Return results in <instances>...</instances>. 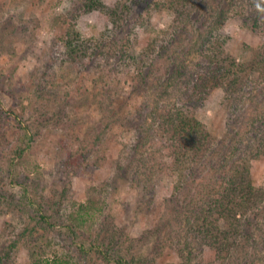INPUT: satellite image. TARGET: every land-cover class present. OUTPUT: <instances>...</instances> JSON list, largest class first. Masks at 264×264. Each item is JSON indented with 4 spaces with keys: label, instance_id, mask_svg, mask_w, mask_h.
I'll use <instances>...</instances> for the list:
<instances>
[{
    "label": "trees",
    "instance_id": "16d2710c",
    "mask_svg": "<svg viewBox=\"0 0 264 264\" xmlns=\"http://www.w3.org/2000/svg\"><path fill=\"white\" fill-rule=\"evenodd\" d=\"M68 3L57 41L65 56L62 62L78 67L76 85L60 94L48 67L35 94L40 102L70 103L76 95L85 99L83 80L97 70L99 84L93 82L87 99L91 96L101 105L107 120L84 139L70 119L58 126L61 135L74 141L60 147L66 155L63 175L69 180L118 125L129 136L113 162V180L142 191L136 211L149 227L133 237L105 215L102 196L112 179L92 187L90 198L68 211L67 186L49 195L39 173L21 182L14 177L21 195L16 200L0 178V203H23L35 221L17 235H3L0 264H11L13 254L30 245L32 264H159L171 256L170 264H204L206 248L214 251L219 264H264V187L255 186L251 175L253 162L264 157V45L250 60H237L226 52L224 34L234 17L252 32H264V0ZM161 10L170 14V22L137 50L133 41L146 28L147 14ZM91 11H100L107 23L99 36L85 38L76 25ZM125 71H130L125 78L129 98L138 101L130 112L115 107L116 80L105 76H123ZM215 89L223 90L227 114L220 140L195 114ZM21 119L0 101V121L8 122V129L10 122L17 123L14 127L22 133L13 151L15 163L36 136ZM160 178L173 183L171 193L157 200ZM56 230L66 244L50 254L45 244Z\"/></svg>",
    "mask_w": 264,
    "mask_h": 264
},
{
    "label": "rangeland",
    "instance_id": "374dc122",
    "mask_svg": "<svg viewBox=\"0 0 264 264\" xmlns=\"http://www.w3.org/2000/svg\"><path fill=\"white\" fill-rule=\"evenodd\" d=\"M103 1L106 6H112L115 0ZM68 5V0H0V101L4 110L16 111L22 118L21 122H25L31 132L36 134L31 148L23 153L20 162L15 163L12 160L13 151L22 133L14 127L15 122H10L8 129V122L0 121L1 185L4 184L3 189L15 194L18 200L21 195L13 180L21 182L39 173L48 183L49 195L58 194L67 186V210L70 211L78 203L90 198L92 187L112 179L110 189L102 196L104 213L112 216L121 229L136 237L149 227L146 217L138 215L136 211L142 191L130 187L122 179L113 180V162L129 134L114 125L105 141L79 168H75L76 173L69 180H65L63 175L62 164L66 155L60 151V147L68 141H74L68 134L61 135L58 126L70 119L81 139L102 128V122L107 117L101 105L93 101L91 96L87 99L93 82L99 84L101 75L95 70L92 75L85 77L83 85L88 90L85 99L76 95V99L70 103H62V100L40 102L35 94L37 84L48 67H52L55 73L53 82L61 87L60 94L72 90L76 85L74 76L78 67L62 62L65 56L57 41L62 31L60 16ZM170 19V14L165 10L147 14L146 28L133 41L137 50L144 48L158 31L167 26ZM106 23L100 11H91L79 19L76 28L85 38L97 37L104 31ZM224 34L227 37L226 52L237 60H250L252 53L264 45V32H252L236 17L225 24ZM129 73L125 71L122 77L113 76V73H107L108 76L104 74L116 80L115 85H112L117 97L115 107H121L125 112L135 110L138 105L136 99L129 98L130 90L125 80ZM223 96L222 89H215L195 110L197 119L216 140L222 139L225 133L227 114L223 107ZM2 116L5 118L4 114ZM60 140H64L63 144ZM251 175L255 186L264 187V157L253 162ZM172 183L169 178H160L155 191L157 200L171 193ZM33 215L23 203H0V243L5 233L17 235L24 228L33 226ZM52 235V239L45 244V247L50 246V254L66 244L60 230L54 231ZM32 247L20 248L13 254L11 264H32L28 253ZM172 261V256L164 257L159 260V264H170ZM203 261L204 264H219L214 251L208 248L204 250Z\"/></svg>",
    "mask_w": 264,
    "mask_h": 264
}]
</instances>
